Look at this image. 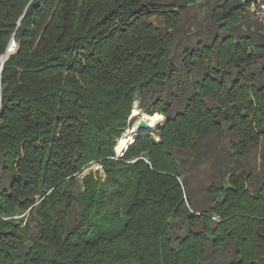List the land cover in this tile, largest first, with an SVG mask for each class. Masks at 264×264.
Returning <instances> with one entry per match:
<instances>
[{
    "label": "trees",
    "instance_id": "1",
    "mask_svg": "<svg viewBox=\"0 0 264 264\" xmlns=\"http://www.w3.org/2000/svg\"><path fill=\"white\" fill-rule=\"evenodd\" d=\"M202 2L0 0V264H264V177L234 167L264 140V27ZM135 103L163 123L117 156Z\"/></svg>",
    "mask_w": 264,
    "mask_h": 264
},
{
    "label": "rangeland",
    "instance_id": "2",
    "mask_svg": "<svg viewBox=\"0 0 264 264\" xmlns=\"http://www.w3.org/2000/svg\"><path fill=\"white\" fill-rule=\"evenodd\" d=\"M221 1L222 0H209V4H206V3L203 4L204 2H202L203 5L201 7H196L195 9L191 8L189 10V12L187 14H185L184 16L193 17L194 15H196V16H198V19H201L204 15H206L209 12L211 7H213L216 4L221 3ZM245 15L250 17L248 12ZM189 21H193V20L189 19ZM152 23L159 25V21L156 19H152ZM255 27L256 26H253L252 30ZM15 48H16V43H15ZM14 51H15V49L13 50V52ZM138 118H139V116L134 117V119L136 121L138 120ZM162 123H163V121H162ZM162 123L160 124V126L162 125ZM160 126H158L154 132H150L151 133L150 135H154L158 131ZM131 127L132 126H130V128ZM128 130L129 129H127L125 132H127ZM125 132L122 134V136L125 134ZM214 137H215V135L212 136L210 141L214 142ZM231 140H233L232 143L237 142L235 138L232 139V137L229 134H225V135L218 137V144L221 141L222 146L223 145L227 146ZM211 145L212 146L202 145L200 148L201 154L192 160L195 162V165L192 166V170L190 173V182L192 183L193 189L195 191V195L198 197H201V198L206 197L205 196V187L208 184H210V182L212 181L210 178L211 175H212V177H213L212 179L214 181L219 182L221 179V177L219 175L216 177V171H212V169H210V167H209V166H212V162H210L208 156L212 152L214 153V150L216 148L215 142H214V144H211ZM212 149H213V151H212ZM185 158H186V156L183 153L179 154L177 157L178 164H180V162L182 160H184ZM263 159H264V140H262V142L259 144L258 147L250 148L249 151L245 155H243L239 159H236L235 160L236 165L234 167L236 168L235 170H237V173H245V174L250 175L251 177H250L249 183L252 182L253 185L254 184L256 185V184L260 183L264 177V160ZM219 169L222 171L224 170L220 167H219ZM227 171L229 173V171H232V170L227 169Z\"/></svg>",
    "mask_w": 264,
    "mask_h": 264
},
{
    "label": "bare ground",
    "instance_id": "3",
    "mask_svg": "<svg viewBox=\"0 0 264 264\" xmlns=\"http://www.w3.org/2000/svg\"><path fill=\"white\" fill-rule=\"evenodd\" d=\"M12 48V45L8 48L7 51H9ZM139 116L138 120L132 125V127L125 132V134L117 140L115 150L117 153L123 152L125 149H127L128 144L132 141L133 137L132 134H142L147 132H154L158 126L163 121V117L159 114L154 115H147L145 113H142V111L139 110L137 104L135 103L131 117ZM141 121H144L148 124L149 128L144 130L139 128V123Z\"/></svg>",
    "mask_w": 264,
    "mask_h": 264
},
{
    "label": "built area",
    "instance_id": "4",
    "mask_svg": "<svg viewBox=\"0 0 264 264\" xmlns=\"http://www.w3.org/2000/svg\"><path fill=\"white\" fill-rule=\"evenodd\" d=\"M242 2L245 4L246 11L252 20L264 27V0H243ZM116 154L117 156H121L122 152H116ZM90 168L92 171H99L101 170V165L99 163H94Z\"/></svg>",
    "mask_w": 264,
    "mask_h": 264
},
{
    "label": "water",
    "instance_id": "5",
    "mask_svg": "<svg viewBox=\"0 0 264 264\" xmlns=\"http://www.w3.org/2000/svg\"><path fill=\"white\" fill-rule=\"evenodd\" d=\"M12 42H14V41H12ZM10 46V45H9ZM9 48V47H8ZM8 48H7V50H8ZM7 50H6V53H7ZM6 53L1 57V59H0V61H1V65L8 59V57L12 54H10V55H8L7 56V58H6ZM1 70H2V68H1ZM139 128H141V129H144V130H146V129H148L149 128V126H148V124L146 123V122H144V121H141L140 123H139ZM151 133L150 132H147V133H142V134H132V137L135 135V136H148V135H150ZM133 141H134V139L132 140V142H130L129 144H128V146L131 144V143H133ZM115 152H116V150H115Z\"/></svg>",
    "mask_w": 264,
    "mask_h": 264
}]
</instances>
